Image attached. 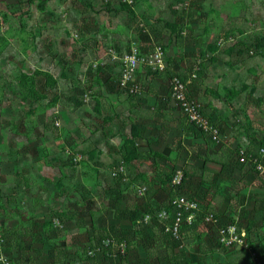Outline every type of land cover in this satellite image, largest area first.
<instances>
[{
	"label": "rangeland",
	"instance_id": "374dc122",
	"mask_svg": "<svg viewBox=\"0 0 264 264\" xmlns=\"http://www.w3.org/2000/svg\"><path fill=\"white\" fill-rule=\"evenodd\" d=\"M40 4L0 0V264H90L120 235L131 242L112 246L120 264L251 260L221 244L208 212L244 231L264 262L261 172L234 158L264 149V0ZM174 76L218 140L172 98ZM255 157L264 164L263 150ZM180 169L207 187L184 240L161 216L170 220L166 181ZM143 184L160 190L147 198Z\"/></svg>",
	"mask_w": 264,
	"mask_h": 264
},
{
	"label": "built area",
	"instance_id": "2783aa9c",
	"mask_svg": "<svg viewBox=\"0 0 264 264\" xmlns=\"http://www.w3.org/2000/svg\"><path fill=\"white\" fill-rule=\"evenodd\" d=\"M156 56H161V52L159 51V49L156 50ZM133 62H135L134 59ZM169 88L172 98L178 102L188 121L191 124L197 125L203 131L211 134L214 139L218 140V129L211 125L208 119L204 116L200 103L192 99L187 94V84L179 77L174 76L169 81ZM262 150L264 152V149ZM236 160L241 164L255 165L258 171H260L261 173L264 172V164H262V162L257 158H254L251 154H248L246 149H240L238 151ZM185 184L186 183L183 180V171L180 169L168 184L175 192V198L171 201V206L175 210L172 221L168 222L169 220H167L168 217L165 216V211L161 213V216H163L164 218V230L178 240H184L185 238V235L183 233L184 227L196 226L197 214L202 210V205L205 203V190L191 192V189H188ZM138 190L141 195H145L147 187L145 185H142ZM204 217V220L208 224L218 227L219 241L222 245H225L227 247H236L239 249L245 248L248 250L253 264H264V262L257 258L256 254L248 247L245 240L246 233L244 231L239 232L238 227L234 223L227 226H220L218 217L209 212ZM110 243L113 246L124 247L126 242H111L110 240H108L107 244L109 245ZM100 250L101 247L98 248V251ZM90 254L95 255V252L90 251Z\"/></svg>",
	"mask_w": 264,
	"mask_h": 264
},
{
	"label": "trees",
	"instance_id": "16d2710c",
	"mask_svg": "<svg viewBox=\"0 0 264 264\" xmlns=\"http://www.w3.org/2000/svg\"><path fill=\"white\" fill-rule=\"evenodd\" d=\"M45 2H46V0H41V4L39 5L41 9L44 7V3ZM256 150L257 151H255V152L254 151L253 152L252 151L251 152L249 151L247 153L248 154H251L254 158H257L255 156H258L260 158L262 148L259 149V147H258ZM258 160L261 161L260 159H258ZM173 175H171L170 178L168 179V181H166V184H169V182L173 178ZM187 175H188L187 174V171L186 172L184 171L183 172V180L184 181H185V178H186ZM258 180H259L258 181L259 182L258 185L261 186V187H264V172L263 173H260L258 175ZM143 185H145V184H143ZM159 188H160V185L153 184V186L150 189H147L146 194L144 196L147 197V198L152 197L155 193H157L160 190ZM169 195H170V199L169 200H170V213H171V217H170V220L168 222H171L172 219H173V216H174V212H175L174 208L171 206V201L175 198V193L171 191L169 193ZM59 218H61V217H59ZM166 234L172 236L170 233H167L166 232ZM103 236H104V234L101 235L102 238H104ZM122 238H124L123 235H120V236H117L115 240H116V242H121L123 240ZM124 240H125V238H124ZM126 244H127V248L129 249V246H130L131 242L129 240H126ZM18 246L20 247L21 256H22V258H24L25 255H26V253H27L26 252V249H24L20 244H18ZM108 246L109 247H106V248H104V246H103L100 251H97L95 253V255H89V258L87 259V262H89L90 264H94V263H97V262L98 263H101V262L108 261L109 262L108 264H120V259L123 258L124 255H121V253L118 252L116 250V248L115 249L112 248L113 245L111 243ZM74 248L78 249V247L76 245L74 246ZM56 250H58V253L64 252V254L65 253L67 254L68 251H69V250H67V248H64V247L59 248V249H56ZM70 254L71 253H69L67 255H70ZM55 257H56V259H55L56 262L61 261V258H60V256H58L57 253H56ZM80 258H81V255H80ZM143 262H146V261L139 260L138 264L143 263ZM228 262H229V264H253V261L252 260H245L243 257H239V256H236V257L235 256H228ZM78 263H79L78 261H76V260L74 261V264H78ZM184 263L185 264H193V262L189 258L185 259L184 260Z\"/></svg>",
	"mask_w": 264,
	"mask_h": 264
},
{
	"label": "crops",
	"instance_id": "0c3cea01",
	"mask_svg": "<svg viewBox=\"0 0 264 264\" xmlns=\"http://www.w3.org/2000/svg\"><path fill=\"white\" fill-rule=\"evenodd\" d=\"M237 153H238V151L236 152V156L234 155V158L236 159L237 158ZM237 161V160H236ZM185 169V168H184ZM197 180H199V181H197ZM186 184V187L188 188V189H191V192L192 191H198V190H205V193H204V199H205V196H206V194H207V187L205 188L204 186V184L201 182V180H200V178L196 175L195 177L194 176H192V175H190V174H188L187 176H186V178H185V181H184ZM258 187H260L261 189H264V187H261V186H259L258 185ZM84 230H86V234H87V236H91V231H93V230H91V228L90 227H88L87 225H85L84 226ZM94 233V232H93ZM126 242V241H125ZM126 246H127V244H126ZM53 256V255H52ZM78 258V257H77ZM139 259H136V262L138 263L139 262V260H142V261H146L147 260V258H148V256L147 257H138ZM55 260V259H54ZM53 260V261H54Z\"/></svg>",
	"mask_w": 264,
	"mask_h": 264
}]
</instances>
